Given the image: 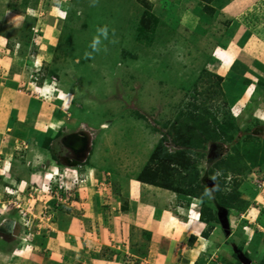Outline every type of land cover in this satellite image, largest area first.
Segmentation results:
<instances>
[{
  "label": "rangeland",
  "instance_id": "1",
  "mask_svg": "<svg viewBox=\"0 0 264 264\" xmlns=\"http://www.w3.org/2000/svg\"><path fill=\"white\" fill-rule=\"evenodd\" d=\"M104 26L107 51L87 56ZM0 41L1 67L24 64L19 94L43 102L0 128V264L25 249L49 260L44 243L69 242L72 224L85 241L71 250L81 264H185L197 236L186 233L174 244L186 253L163 263L168 244L144 227L151 214H135L150 202L172 213L161 222L172 216L170 234L187 219L203 226L209 249L188 264H264V0H0ZM80 130L91 145L83 161L62 142ZM161 140L165 161L181 151L191 161L170 162L167 180L187 188L196 175L202 198L138 182L147 166L162 176L150 159Z\"/></svg>",
  "mask_w": 264,
  "mask_h": 264
},
{
  "label": "crops",
  "instance_id": "2",
  "mask_svg": "<svg viewBox=\"0 0 264 264\" xmlns=\"http://www.w3.org/2000/svg\"><path fill=\"white\" fill-rule=\"evenodd\" d=\"M1 42L2 41H0V43ZM227 54H228V56L231 55L229 52ZM227 54H224L223 57L224 58L228 57V56H226ZM217 57H216V59L218 61ZM0 61H2V58H0ZM23 65L24 64H23L22 60L16 59L13 61V59H12V62H8V60H4L3 66L2 67L0 66V128L7 126L8 122H9L8 119L10 116H12V114H14V116L16 117V120L18 122H21V121H23L24 118L27 117L26 115L30 111V109L33 105L36 106L37 104H39V106L37 105V107H40V108L43 105V102L40 103L39 100L37 99L39 95L41 96V94H39V95L31 94V95H28L27 97L22 95V94H19V92L20 93L22 92L21 89H19L20 86L25 85V82L23 80H20V79H22L20 77L24 76V73H25V69L22 68ZM40 108H39V110H40ZM257 110H258V112L256 111L257 112L256 116L261 118V116L264 114V112H262L259 109H257ZM36 118L37 117L33 118V120ZM149 185L154 187V185H151V184H149ZM155 188L159 189L157 191H160V189H161V187H157V186H155ZM130 190H132V191H130V194L132 196H134V199H135V197H137V196H135L136 193L141 191L140 186H137V185L135 186L134 189H130ZM152 193H154V192H152ZM157 197H162V196H154V201H159L158 200L159 198H157ZM151 203L152 202H150L148 204L140 203L141 207L139 205L136 206L137 209L135 210V214H136V216H139L138 219H140L141 222H143L142 218L143 219L145 218V221L147 220V214L146 213L151 214L150 218H148V220H149L148 223H146L149 226L145 225L144 227H147L149 229V231L152 232V236H154L153 237L154 239H155V236L159 235V236H161V240H163V243L168 244L169 247H171L173 244L172 248H175V246H174L175 242L179 241L178 245L180 246V244H182V241H184V239L186 240V233H188L187 234L188 236H191V235L197 236V239H195V242H198V244H199V245H196L193 247H189L187 250V253L185 252L184 247H182L184 251L181 253H178V251L176 252L177 247L175 249H172V248L169 249V247H168L165 254H163L164 255L163 263H167L166 262L167 258H168V262L170 261L169 263H171L173 261V259L175 258V256H173V255H175L176 253H177V256L182 255V253H186V255L181 257V259H183V262L185 264H188L191 261V259H193V260L197 259V257L201 253H204V251H207L209 249L208 248L209 246L207 245L205 247V243L199 239V237H200L199 233H200V231L203 230L202 225H199V223L197 224V222H195V221H189L188 219L186 221L183 220V221H180V224H182V227H183V228H181L183 233L170 234L171 227H173V226L175 227V224H176V222H174V219L172 218V216L169 218L170 219L169 225H168V223H166L167 224L166 228H165V226L162 225V223L166 222V217L168 216V214H172V213H170L169 210H167V209L164 210V208L159 207L154 202L152 203L153 205ZM149 204H151L152 206L150 207ZM160 204H162V203H160ZM177 207L179 208V206H177ZM147 208H149V209H147ZM178 213H179V210H178ZM152 216H154V218H152ZM155 216H158V217L155 218ZM73 225L74 224H72L67 229V236L69 235L68 236L69 242H67L66 239L64 238L62 241L60 239H57V240L55 239L56 242L48 241L47 243H44L43 249L46 252H50L49 256H51V257L49 260L46 261L45 259H43L42 255L40 253L39 254L36 253V251L31 252V253H27L28 249H25L22 251V253H20V254H23L22 255L23 257L22 258L20 257L21 258L20 260H18V258L16 260V257L19 254V253H17L18 250L13 251L11 255L13 257H15L14 258L15 260L14 259L9 260V262L7 261L6 264H62V262H61L63 260L62 255H64L65 257H68L67 259L70 260L69 264H81L82 258L79 256L80 254H75L74 252H72L73 251L72 248H82L83 249V247H85L84 246L85 241H84V239L81 240L82 238L78 235V233L81 232L79 229L80 226H76V224H75L74 225L75 228H73L74 227ZM153 228H154V230H153ZM167 228L169 229V234L165 232V231H168ZM50 234L52 235V233H50ZM63 234H66V232L65 233L63 232ZM175 235L177 236L176 240L174 238ZM74 238H75V241H73ZM180 240H182V241H180ZM92 243H95V242L92 241ZM77 245H78V247H77ZM170 250H172V251H170ZM65 257H64V260H65ZM67 259H66V262H67ZM191 263H192V261H191ZM66 264H68V263H66ZM172 264H174V262Z\"/></svg>",
  "mask_w": 264,
  "mask_h": 264
},
{
  "label": "trees",
  "instance_id": "3",
  "mask_svg": "<svg viewBox=\"0 0 264 264\" xmlns=\"http://www.w3.org/2000/svg\"><path fill=\"white\" fill-rule=\"evenodd\" d=\"M214 121H215V118H214ZM212 133H214V132L210 128L209 134L212 135ZM183 135H184V133H182V131L180 130L178 132V136L177 137H179V139L180 138L183 139L184 138ZM208 136H210V135H207V137ZM210 137L213 138L214 135L210 136ZM210 137H208L207 139H209ZM165 153L166 152H165V148L163 146V141L161 140V141H159L156 144V146L154 147V149H153V151L151 153V156H150L151 160H157V161H159L161 163V165L158 164L161 167V168L159 167L160 168V173L162 175L160 177V179L157 178L158 176H154V173L150 172L151 168H148V166H147V167L144 168L145 170H143L142 172H140L138 174L137 180L141 181V182H146L148 184H151V185H154V186H158V187H161V188L169 189V190H171V191H173V192H175L177 194L183 193V194L193 195V196H197L199 198L200 197L202 198V193L201 192H196L197 191L196 188H198L200 186L199 182L197 183L196 186L194 185L196 187L195 189L191 187V183H192V181L195 180L196 175L191 178V182L189 184H187V188L182 186V184L181 185L179 183L174 184L171 180H167L170 175L171 176L173 175V170H174V168H171L173 166H171L170 162L173 163L175 161L176 164H178V165H180L181 167H184V168L189 167L191 165V161H190V158L188 157L187 152L181 151V158L182 159L180 157L178 158V156H177L174 161L171 160L170 162H167V161L164 160V157L162 155L165 154ZM238 205L239 206H237V207L245 208L248 205V201H245L244 199L241 198V202ZM198 210H199L200 218L202 220H205L206 212H205L204 208L200 207ZM204 235L206 236L208 234L206 233Z\"/></svg>",
  "mask_w": 264,
  "mask_h": 264
},
{
  "label": "water",
  "instance_id": "4",
  "mask_svg": "<svg viewBox=\"0 0 264 264\" xmlns=\"http://www.w3.org/2000/svg\"><path fill=\"white\" fill-rule=\"evenodd\" d=\"M62 142L72 150L73 152H78L79 160L83 161L87 156L91 149L90 140H89V133L85 130H80L76 132H72L62 137ZM77 162L74 161L73 164L75 165ZM211 182V183H210ZM210 185H213L211 180L208 181ZM220 218L222 222L223 228L228 232L227 227V212L224 208L220 210ZM15 232V231H14Z\"/></svg>",
  "mask_w": 264,
  "mask_h": 264
},
{
  "label": "clouds",
  "instance_id": "5",
  "mask_svg": "<svg viewBox=\"0 0 264 264\" xmlns=\"http://www.w3.org/2000/svg\"><path fill=\"white\" fill-rule=\"evenodd\" d=\"M94 3H95V0H94ZM56 11H59V9L57 8ZM59 14H60L61 17H66L67 16V13L66 12H62V11L59 12ZM105 40H108V28H107V26H104V27H101V28L97 29V34L93 36L92 42L90 44L92 52L86 53V55L87 56H92L93 52L101 51L102 47H103L104 51H107V47H106V45H104V41ZM51 91H52V88L49 87V86H46L42 90V94H47L48 98H51V95H50ZM212 179L215 180L216 177L213 176ZM213 191H214V189H206L205 195L211 197ZM192 204L190 202L191 207L189 209V213L195 211L196 212V221H199V219H200L199 210L196 211L195 210V205H194L193 202H192ZM188 220L190 221V219H188Z\"/></svg>",
  "mask_w": 264,
  "mask_h": 264
},
{
  "label": "built area",
  "instance_id": "6",
  "mask_svg": "<svg viewBox=\"0 0 264 264\" xmlns=\"http://www.w3.org/2000/svg\"><path fill=\"white\" fill-rule=\"evenodd\" d=\"M261 185H262V183L260 185H258V186H261Z\"/></svg>",
  "mask_w": 264,
  "mask_h": 264
}]
</instances>
